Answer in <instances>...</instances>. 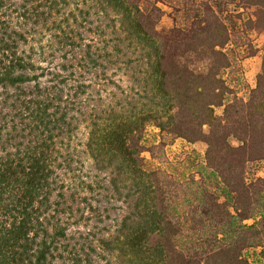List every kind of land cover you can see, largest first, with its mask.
I'll use <instances>...</instances> for the list:
<instances>
[{"label":"trees","instance_id":"obj_1","mask_svg":"<svg viewBox=\"0 0 264 264\" xmlns=\"http://www.w3.org/2000/svg\"><path fill=\"white\" fill-rule=\"evenodd\" d=\"M159 1L0 0V264H249L252 244L264 254V180H244L246 163L264 160V53L243 100L221 76L219 15L187 7L196 26L171 54L155 32ZM248 3L264 29V0ZM109 80L122 95L104 105L93 89ZM149 125L205 142L215 177L186 171L194 151L171 171L147 167Z\"/></svg>","mask_w":264,"mask_h":264},{"label":"rangeland","instance_id":"obj_2","mask_svg":"<svg viewBox=\"0 0 264 264\" xmlns=\"http://www.w3.org/2000/svg\"><path fill=\"white\" fill-rule=\"evenodd\" d=\"M158 5L163 12L155 26V32L160 37L164 49L166 51L169 50L171 54H178L177 44L185 43L189 38L190 29L196 26L195 18L191 17L188 19L185 16L187 7H199L207 11L212 10L219 15L228 31V40L220 48L228 59V65L220 70L221 76L233 94L246 100L255 87L257 75L261 72L262 55L264 53V29L255 24L258 7L249 4L248 0H164L159 1ZM120 75L121 73L113 75L109 71L105 76L111 81H115V84L121 83L122 87H124L129 81L125 75H121L122 81L118 80ZM87 77H90V75ZM109 82L110 80L106 85H102L100 82L93 89L94 93L99 91L102 99L105 100L104 105L113 101L107 96L108 93L115 91L118 96L122 95L120 90L114 86V82ZM231 99L232 94L228 95L221 105L214 107V113L217 116H221L224 104ZM97 101L99 100L94 102ZM203 129L206 131L207 126L204 125ZM80 133L81 140H83L86 135V129L82 127ZM228 141L234 146L241 144V141L233 136L229 137ZM141 143L143 147L141 157L147 167L156 168L159 166L171 171L175 168V163L185 157L187 151H194L196 158L186 159V164H184L186 171H199L204 175L215 177V173L207 167L204 161L206 143L203 141L198 140L188 143L181 137H173L167 133L161 134L157 127L149 125L144 130ZM257 177L264 180V160L250 161L245 165V182L249 183L250 180ZM261 199H264V197H261ZM220 201H223V197L220 198ZM115 204L116 206L120 205L119 203ZM92 205H95V203L92 202ZM82 207V216L84 218L86 216L89 217L91 215L89 206L82 204L80 208ZM230 210L232 209L230 208ZM114 212L120 213L121 211L117 208ZM110 215L113 217L115 214L112 212ZM260 216V214L251 216L242 222L244 225L249 226L260 219ZM86 222L81 220L78 226H69L68 233L90 228L94 220L90 219L86 220ZM106 223H109L108 220L103 224ZM241 255L249 264H264L262 244H252L243 248ZM107 259L109 261H106ZM116 260L102 256L96 264H117Z\"/></svg>","mask_w":264,"mask_h":264}]
</instances>
